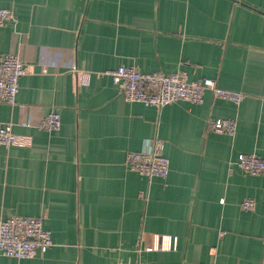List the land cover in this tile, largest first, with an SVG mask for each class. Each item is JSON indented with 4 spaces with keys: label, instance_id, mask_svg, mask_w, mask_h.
I'll use <instances>...</instances> for the list:
<instances>
[{
    "label": "crops",
    "instance_id": "1",
    "mask_svg": "<svg viewBox=\"0 0 264 264\" xmlns=\"http://www.w3.org/2000/svg\"><path fill=\"white\" fill-rule=\"evenodd\" d=\"M17 22L0 54L30 67L14 106L0 103L17 145L0 146V219L43 218L54 246L0 264H262L264 177L236 164L264 159V0H0ZM185 72L243 93L161 110L127 103L107 71ZM52 112L58 133L37 127ZM234 119V137L209 130ZM155 139L167 179L128 170ZM254 200L256 209L242 204ZM156 236L173 252H148Z\"/></svg>",
    "mask_w": 264,
    "mask_h": 264
},
{
    "label": "built area",
    "instance_id": "2",
    "mask_svg": "<svg viewBox=\"0 0 264 264\" xmlns=\"http://www.w3.org/2000/svg\"><path fill=\"white\" fill-rule=\"evenodd\" d=\"M17 22L13 10L0 9V28ZM30 67L16 54H0V103L14 106L20 93V81L29 75ZM114 84L121 87V93L127 103H139L146 107L162 108L186 102L202 105L205 96L211 92L217 99L230 102L236 106L243 103V93L220 88L211 79L190 81L185 72L174 74L143 73L136 67L122 66L117 70L107 71ZM211 132L234 137L237 133V121L234 119H210ZM47 133L62 130V118L57 112L50 113L37 127ZM19 137L14 133L12 124H0V146L11 148L17 145ZM164 143L155 139L138 153H129L126 161L130 172L148 179H167L171 162L163 153ZM236 166L252 176L264 177V159L256 153L242 158ZM245 211H254L256 202L246 200L242 204ZM43 218L12 217L0 219V254L6 258L26 260L34 259L40 253H47L54 241L51 232L45 229ZM178 249V239L156 236L153 247L148 252H173ZM264 264V259L262 261Z\"/></svg>",
    "mask_w": 264,
    "mask_h": 264
}]
</instances>
